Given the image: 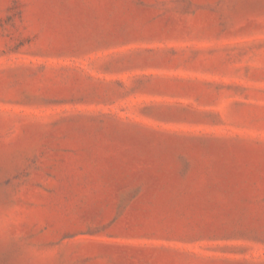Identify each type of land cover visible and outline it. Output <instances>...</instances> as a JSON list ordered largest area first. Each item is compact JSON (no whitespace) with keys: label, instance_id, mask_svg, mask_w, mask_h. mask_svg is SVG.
<instances>
[{"label":"rangeland","instance_id":"374dc122","mask_svg":"<svg viewBox=\"0 0 264 264\" xmlns=\"http://www.w3.org/2000/svg\"><path fill=\"white\" fill-rule=\"evenodd\" d=\"M0 264H264V0H0Z\"/></svg>","mask_w":264,"mask_h":264}]
</instances>
